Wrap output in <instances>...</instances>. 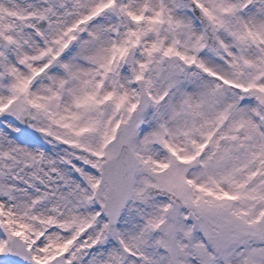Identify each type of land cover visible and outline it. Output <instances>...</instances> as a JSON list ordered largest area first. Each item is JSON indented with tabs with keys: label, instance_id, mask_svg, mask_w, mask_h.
I'll return each instance as SVG.
<instances>
[{
	"label": "snow or ice",
	"instance_id": "snow-or-ice-1",
	"mask_svg": "<svg viewBox=\"0 0 264 264\" xmlns=\"http://www.w3.org/2000/svg\"><path fill=\"white\" fill-rule=\"evenodd\" d=\"M0 264H264V0H0Z\"/></svg>",
	"mask_w": 264,
	"mask_h": 264
}]
</instances>
